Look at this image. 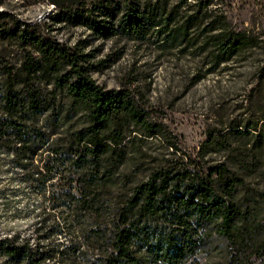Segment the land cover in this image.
I'll use <instances>...</instances> for the list:
<instances>
[{"label":"trees","instance_id":"trees-1","mask_svg":"<svg viewBox=\"0 0 264 264\" xmlns=\"http://www.w3.org/2000/svg\"><path fill=\"white\" fill-rule=\"evenodd\" d=\"M150 1L142 7L139 0H126L120 9L115 0H83L48 19L55 24L66 16L105 38L119 29L144 38L154 29L165 43L179 40L189 48L202 42L213 69L260 43L210 9L213 0H176L170 8L172 0ZM118 10L123 19L116 26ZM5 18L14 14L0 11V41L31 43L38 57L29 56L17 70L6 67L0 149L15 157L45 205L30 235H0V264H200V254L216 239L230 243L234 264L259 257L264 237L253 229L240 189L254 162L264 158V110L210 131L194 159L171 158L143 170L127 151L132 126L143 127L145 137L162 129L147 121L132 93L97 82L84 41L65 45L37 34L38 22L9 26ZM39 73L46 77L44 87L35 85ZM231 136L251 142L237 150Z\"/></svg>","mask_w":264,"mask_h":264},{"label":"rangeland","instance_id":"rangeland-1","mask_svg":"<svg viewBox=\"0 0 264 264\" xmlns=\"http://www.w3.org/2000/svg\"><path fill=\"white\" fill-rule=\"evenodd\" d=\"M139 1L142 7L153 4L150 0ZM125 3L126 0L114 2L120 9ZM175 3L176 0L170 1L168 8ZM210 9L225 16L233 29L258 36L259 45L213 69L212 58L203 52L202 42L189 48L179 40L165 43L164 37H159L154 29L144 38L131 37L122 29L105 38L94 30L74 25L66 16L54 24L48 15L60 11L46 0H0V11L14 14L13 19H4L9 26L19 23L33 27L38 22L40 25L33 29L37 34L65 45L84 41L86 52L92 54V62L97 66L91 72L97 82L108 89H128L147 121L161 125V133L153 137H145L143 127L132 126L136 131L129 137L132 142L127 151L131 162L138 161L143 170L171 158L194 159L210 131L225 129L264 110V0H213ZM117 12L116 26L123 19L122 10ZM185 14L186 7L178 16ZM29 56L38 57L31 43L13 37L0 41V96L7 69L17 70ZM45 79L42 73L37 74L35 85L44 87ZM38 122L42 126L44 116ZM73 122L63 128L67 129ZM249 140L230 138L237 150H244ZM171 143L175 145L173 149ZM243 155L247 157L248 152H242ZM254 163L256 169L246 176L240 197L246 209L252 211L250 221L261 238L264 237V158ZM24 174L15 157L0 149V235L14 232L30 235L45 205L41 191L26 181ZM58 239H65V234H60ZM233 252L229 242L216 239L200 254L199 261L200 264H234ZM250 262L264 264V250Z\"/></svg>","mask_w":264,"mask_h":264},{"label":"water","instance_id":"water-1","mask_svg":"<svg viewBox=\"0 0 264 264\" xmlns=\"http://www.w3.org/2000/svg\"><path fill=\"white\" fill-rule=\"evenodd\" d=\"M50 5L56 8H62L64 6H79L83 0H46Z\"/></svg>","mask_w":264,"mask_h":264}]
</instances>
